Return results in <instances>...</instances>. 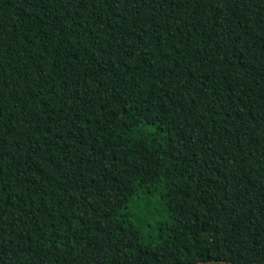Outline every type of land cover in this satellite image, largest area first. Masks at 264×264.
<instances>
[{
  "label": "trees",
  "instance_id": "obj_1",
  "mask_svg": "<svg viewBox=\"0 0 264 264\" xmlns=\"http://www.w3.org/2000/svg\"><path fill=\"white\" fill-rule=\"evenodd\" d=\"M0 264H264V0H0Z\"/></svg>",
  "mask_w": 264,
  "mask_h": 264
},
{
  "label": "rangeland",
  "instance_id": "obj_2",
  "mask_svg": "<svg viewBox=\"0 0 264 264\" xmlns=\"http://www.w3.org/2000/svg\"><path fill=\"white\" fill-rule=\"evenodd\" d=\"M147 201H149V203H147ZM156 210H159V205L156 200L154 198H146L144 196L135 200L132 209L133 213H135L138 217L143 218L150 224L153 223V221L162 218L161 216L155 214Z\"/></svg>",
  "mask_w": 264,
  "mask_h": 264
}]
</instances>
